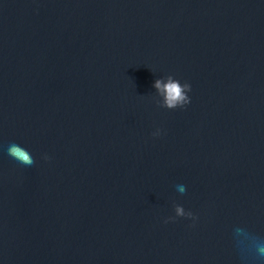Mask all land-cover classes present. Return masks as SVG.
Masks as SVG:
<instances>
[{"label": "water", "instance_id": "1", "mask_svg": "<svg viewBox=\"0 0 264 264\" xmlns=\"http://www.w3.org/2000/svg\"><path fill=\"white\" fill-rule=\"evenodd\" d=\"M169 75L190 103L164 106ZM261 250L264 0H0V264Z\"/></svg>", "mask_w": 264, "mask_h": 264}, {"label": "clouds", "instance_id": "2", "mask_svg": "<svg viewBox=\"0 0 264 264\" xmlns=\"http://www.w3.org/2000/svg\"><path fill=\"white\" fill-rule=\"evenodd\" d=\"M154 86L161 92L162 95H164V106L169 109L183 107L184 105L190 103V97L187 93L191 91V85L187 82L181 83L180 80L174 79L171 75H169L166 83L163 82V80L158 79L155 81ZM8 153L10 156L23 164L31 165L34 163L31 153L20 145L11 144L9 146ZM178 190L183 193L185 191V187L183 185H179ZM175 210L178 216L185 215L184 208L182 206L177 205ZM188 215L191 216L192 213H188Z\"/></svg>", "mask_w": 264, "mask_h": 264}]
</instances>
